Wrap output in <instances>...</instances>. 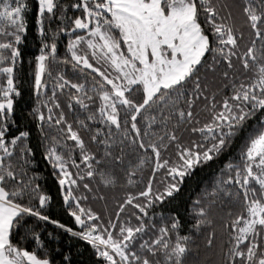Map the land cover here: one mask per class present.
<instances>
[{
  "label": "snow or ice",
  "instance_id": "snow-or-ice-1",
  "mask_svg": "<svg viewBox=\"0 0 264 264\" xmlns=\"http://www.w3.org/2000/svg\"><path fill=\"white\" fill-rule=\"evenodd\" d=\"M29 12L36 145L12 130ZM72 240L92 264H264V0H0V264H74Z\"/></svg>",
  "mask_w": 264,
  "mask_h": 264
},
{
  "label": "trees",
  "instance_id": "trees-1",
  "mask_svg": "<svg viewBox=\"0 0 264 264\" xmlns=\"http://www.w3.org/2000/svg\"><path fill=\"white\" fill-rule=\"evenodd\" d=\"M62 3L68 2V0H61ZM28 18V28L26 31V39L24 43L21 45L23 51V61L18 72V83L20 85L22 96L17 98L16 111L13 119L15 123L12 126V130L15 131L17 126L28 125L32 128V140L31 143L36 145L37 142V134L35 132L34 125H31V117L28 115L32 105L34 97L30 92V84H31V72L32 68H30L29 63L32 57L35 54H38V44L39 38L38 33L36 32L35 24H34V16L32 12L27 14ZM67 42V36H61L59 38L58 43V53L63 55L65 51V45ZM68 74L71 78V71H68ZM71 119V116L69 117ZM83 118V117H81ZM36 160L37 164L34 165L35 169L40 173L39 180L37 183H40L43 188L49 190L54 198L57 195L56 185L54 182V178L51 176L49 168L45 166L44 160L40 156L39 149L36 150ZM223 158L220 161H212L208 165L203 168H197L193 171L191 176L186 177L184 181V185L180 190L179 194L175 197L173 201L169 202L168 207L178 210V214L183 215L184 209L187 203H190V197H192L197 191H199L206 181H209L214 171H218L219 167L222 166ZM104 194L108 197L109 210H112L114 205V197L117 195L116 192L111 190L101 189ZM104 201L94 200L92 201V205L96 208H101L103 206ZM53 210L58 212V205L53 204ZM163 209H157L156 211H162ZM65 221H67V217H64ZM48 231L55 232L53 226L48 227ZM69 243L68 236L60 237V244L56 245L54 242H49L50 247H64ZM71 246L73 250V261L74 264H92L93 257L91 256V251L89 247L85 243L78 242L76 240L71 241ZM65 250L67 248L65 247Z\"/></svg>",
  "mask_w": 264,
  "mask_h": 264
}]
</instances>
